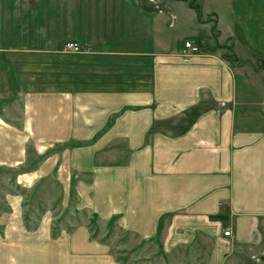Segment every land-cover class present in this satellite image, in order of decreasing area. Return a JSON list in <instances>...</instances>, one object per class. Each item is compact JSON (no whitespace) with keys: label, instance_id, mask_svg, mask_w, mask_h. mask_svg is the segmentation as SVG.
I'll return each mask as SVG.
<instances>
[{"label":"crops","instance_id":"obj_1","mask_svg":"<svg viewBox=\"0 0 264 264\" xmlns=\"http://www.w3.org/2000/svg\"><path fill=\"white\" fill-rule=\"evenodd\" d=\"M199 15L179 0H0V53L19 73L0 170L153 241L154 264H264V111H239L218 53L182 60ZM11 187L0 264H124L85 223L56 228L52 205L28 224Z\"/></svg>","mask_w":264,"mask_h":264},{"label":"rangeland","instance_id":"obj_2","mask_svg":"<svg viewBox=\"0 0 264 264\" xmlns=\"http://www.w3.org/2000/svg\"><path fill=\"white\" fill-rule=\"evenodd\" d=\"M179 1L188 5L185 0ZM195 3L200 9V21L203 20L206 26H200V36L194 40L199 47L194 55L200 52L218 53L236 73L237 93L241 100L239 111H252L253 108L264 111V0H196ZM83 47L79 45L80 51ZM1 55L0 116L2 109L13 111L11 103L18 102L15 98L19 92L15 86V78L19 77L18 70L11 65L7 66ZM246 101L252 107H244ZM0 171V212L8 209L4 196L10 192L15 193L11 187L14 186L16 192L24 196L23 217L28 224H36L44 208L52 205L55 215L53 224L56 228L59 225L73 227L85 223L92 237L109 242L116 259L124 264H154V260L164 259L162 249L153 241L140 239L138 235L118 228L113 221L101 224L102 221L91 211L77 207L72 201L64 209L58 208L62 195L59 193L60 187L55 184L40 183L26 190L18 187L16 181L8 180V177L14 176L12 171Z\"/></svg>","mask_w":264,"mask_h":264},{"label":"built area","instance_id":"obj_3","mask_svg":"<svg viewBox=\"0 0 264 264\" xmlns=\"http://www.w3.org/2000/svg\"><path fill=\"white\" fill-rule=\"evenodd\" d=\"M63 48L68 51L76 52L79 50V45L75 42H65ZM199 50L198 45L194 40L186 39L183 42V46L180 50V57L183 61H189L190 57L197 53ZM229 229L223 231L225 236L229 235Z\"/></svg>","mask_w":264,"mask_h":264},{"label":"trees","instance_id":"obj_4","mask_svg":"<svg viewBox=\"0 0 264 264\" xmlns=\"http://www.w3.org/2000/svg\"><path fill=\"white\" fill-rule=\"evenodd\" d=\"M188 2V5L193 8L196 12H199L200 9H199V6L195 3L196 0H185ZM94 214V213H93ZM95 215V214H94ZM96 216V215H95ZM113 220H110V222H112ZM109 224V223H108ZM155 241H157V239L154 238ZM158 242V241H157Z\"/></svg>","mask_w":264,"mask_h":264},{"label":"bare ground","instance_id":"obj_5","mask_svg":"<svg viewBox=\"0 0 264 264\" xmlns=\"http://www.w3.org/2000/svg\"><path fill=\"white\" fill-rule=\"evenodd\" d=\"M66 51H68V50H66ZM69 52H73V51H69ZM76 52H79V50H78V51H76Z\"/></svg>","mask_w":264,"mask_h":264}]
</instances>
